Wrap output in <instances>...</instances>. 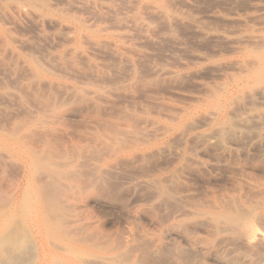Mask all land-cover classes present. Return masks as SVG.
Returning a JSON list of instances; mask_svg holds the SVG:
<instances>
[{"label": "rangeland", "instance_id": "1", "mask_svg": "<svg viewBox=\"0 0 264 264\" xmlns=\"http://www.w3.org/2000/svg\"><path fill=\"white\" fill-rule=\"evenodd\" d=\"M11 1L0 2V191L17 203L2 233L33 253L19 264H192L168 228L195 210H253L264 238V0ZM37 159L75 174L59 179V206ZM98 172L114 200L82 192Z\"/></svg>", "mask_w": 264, "mask_h": 264}, {"label": "bare ground", "instance_id": "2", "mask_svg": "<svg viewBox=\"0 0 264 264\" xmlns=\"http://www.w3.org/2000/svg\"><path fill=\"white\" fill-rule=\"evenodd\" d=\"M8 1V0H7ZM10 1V0H9ZM17 1V0H16ZM154 1V0H153ZM0 2H3V0L1 1L0 0ZM13 2H14V0H13ZM12 1L10 2V3H13ZM43 2V1H42ZM41 2V3H42ZM155 2V1H154ZM44 3H45V1H44ZM146 3L147 4H149V2H147L146 1ZM8 4V3H7ZM19 4H20V0H19ZM28 4V3H27ZM30 4V3H29ZM31 4H33V3H31ZM35 4V3H34ZM46 4H47V2H46ZM10 5V4H9ZM13 5V4H12ZM15 5H18V4H16V3H14V6ZM38 5V4H37ZM37 5H34V6H36L37 7ZM43 5V4H42ZM151 5H152V3H151ZM5 6H6V4H5ZM13 6V7H14ZM21 6H24V4H22V2H21ZM28 6H30V5H28ZM33 6V5H32ZM46 6V5H45ZM153 6V5H152ZM3 7V6H2ZM12 6H10V8H11ZM20 7V6H19ZM155 7V6H154ZM16 8V7H15ZM25 8V7H24ZM26 8H28V7H26ZM30 8V7H29ZM1 9V8H0ZM155 9H156V7H155ZM11 10V9H10ZM17 10H18V7H17ZM16 10V11H17ZM45 10V9H44ZM5 11H7V10H5ZM49 11V10H48ZM2 12V11H1ZM23 12V11H22ZM28 12H30V11H28ZM31 12L33 13V11L31 10ZM30 12V13H31ZM53 12V11H52ZM167 12V11H166ZM3 13V12H2ZM16 13V12H15ZM17 13H18V11H17ZM20 13V12H19ZM18 13V14H19ZM31 13V14H32ZM168 13V12H167ZM9 14V13H8ZM14 14V13H13ZM26 14V13H25ZM24 14V15H25ZM36 14V13H35ZM44 14V13H43ZM49 14V13H48ZM58 14V13H57ZM2 15V14H1ZM0 15V16H1ZM4 16V18H5V15H7V14H3ZM22 15V14H21ZM37 15H40V14H37ZM45 15V14H44ZM47 15V14H46ZM120 15V14H119ZM164 15V14H163ZM8 16H10V14L8 15ZM54 16V15H53ZM13 17V16H12ZM39 17V16H38ZM14 18V17H13ZM45 18V17H44ZM67 18V17H66ZM42 19V18H41ZM71 19H73V18H71ZM1 20V19H0ZM66 20V19H65ZM74 20V19H73ZM84 25V24H83ZM85 27V26H84ZM1 28V27H0ZM87 28V27H86ZM85 29V28H84ZM0 30H2V29H0ZM5 32V31H4ZM6 33V32H5ZM2 34V33H1ZM8 34V33H7ZM9 35V34H8ZM8 35H7V37H8ZM88 35H89V33H88ZM4 36V35H3ZM79 36V35H78ZM84 36V35H83ZM2 37V36H1ZM0 37V38H1ZM89 37V36H88ZM87 38V37H86ZM91 38V37H90ZM5 40L7 41V39L5 38ZM4 40V41H5ZM5 41V42H6ZM98 41V40H97ZM262 41V40H261ZM89 42V41H88ZM90 42H91V40H90ZM99 42V41H98ZM8 43H10V42H8ZM96 43V42H95ZM264 44V43H263ZM253 45V44H252ZM254 47V46H253ZM5 49H7L6 47H4ZM8 49H10V48H8ZM1 50H3V49H1ZM12 50V49H11ZM10 50V51H11ZM9 51V50H8ZM14 51V50H13ZM259 51V50H258ZM15 52V51H14ZM14 52L12 53V54H14ZM3 53H5V52H3ZM9 53V52H8ZM7 53V54H8ZM1 54V56H2V52L0 53ZM6 54V53H5ZM17 54V53H16ZM4 55V54H3ZM11 55V54H10ZM14 56H15V54H14ZM13 56V57H14ZM10 57V56H9ZM20 57V56H19ZM1 58V57H0ZM5 58H6V56H5ZM15 58V57H14ZM16 58H18V57H16ZM32 59V58H31ZM11 60H13V59H11ZM261 60V62H264V58H261L260 59ZM9 61V60H8ZM17 61V60H16ZM22 61V60H21ZM29 61H30V59H29ZM12 62V61H11ZM250 62V61H249ZM248 62V63H249ZM252 62H253V60H252ZM255 62V61H254ZM254 62L252 63V65L254 64ZM22 63H23V61H22ZM25 63V62H24ZM16 64V63H15ZM14 64V65H15ZM18 64V63H17ZM264 64V63H263ZM248 65V64H247ZM250 63H249V67L248 68H250ZM255 65V64H254ZM36 66V65H35ZM47 66V65H46ZM256 66V65H255ZM34 67V66H33ZM38 67V66H37ZM39 68V67H38ZM252 68V67H251ZM250 68V69H251ZM39 69H41V68H39ZM58 69V68H57ZM25 70L27 71V69L25 68ZM28 71H30V70H28ZM4 72V71H3ZM31 73V72H30ZM249 73V72H248ZM29 74V73H28ZM31 76L33 77V78H36V77H34L33 76V74H31ZM31 76H29V77H31ZM31 77V78H32ZM256 78L258 79V80H263V84H264V72L262 71V70H260V71H258V72H256ZM37 79V78H36ZM35 79V80H36ZM32 81V80H31ZM41 81V80H40ZM38 82V81H37ZM262 82V81H261ZM11 83V82H10ZM257 84V83H256ZM259 84V83H258ZM30 86V85H29ZM264 86V85H263ZM1 88V87H0ZM6 90V89H5ZM4 90V91H5ZM1 93V92H0ZM219 93V92H218ZM7 94V93H6ZM2 95V94H1ZM5 95V94H4ZM34 95V94H33ZM36 95V94H35ZM9 96H11V94L9 95ZM216 96V95H215ZM6 97V96H5ZM36 97V96H35ZM1 98V97H0ZM4 99V98H3ZM36 99V98H35ZM34 99V100H35ZM39 99V98H38ZM38 99L36 100V101H38ZM38 103H39V101H38ZM219 102H217L216 104H215V106H217V104H218ZM41 104V103H40ZM48 104V103H47ZM46 104V106L45 107H47L48 105ZM51 104H52V102H51ZM43 105H44V103H43ZM50 105V104H49ZM41 108V107H40ZM53 108V107H52ZM214 109V108H213ZM216 109V108H215ZM53 110V109H52ZM217 110V109H216ZM53 111H55V110H53ZM46 112V111H45ZM216 112V111H215ZM43 113V112H42ZM51 113V112H50ZM49 113V114H50ZM41 114V113H40ZM48 114V113H47ZM42 115V114H41ZM43 115H44V113H43ZM52 115H53V113H52ZM210 115H213V114H210ZM45 116V115H44ZM40 117V116H39ZM48 117V116H47ZM51 118H52V116H51ZM233 118V117H232ZM236 119V118H235ZM249 119V118H248ZM46 120V119H45ZM45 122V121H44ZM233 122V121H232ZM39 123V122H38ZM38 123H36V124H38ZM41 123V122H40ZM230 123H231V120H230ZM41 124H43V123H41ZM39 125V124H38ZM44 125V124H43ZM229 125V124H228ZM236 125V124H235ZM34 126H36V125H34ZM238 126V125H237ZM44 127V126H43ZM42 127V128H43ZM232 127H236V126H234V125H232ZM232 127H230V129L232 128ZM14 128V127H13ZM12 128V129H13ZM41 128V129H42ZM45 128V127H44ZM220 128V127H219ZM227 128V127H226ZM229 128V127H228ZM228 128L226 129V130H228ZM238 128V127H237ZM15 129V128H14ZM0 130H2V129H0ZM21 130V129H20ZM37 130H39V129H37ZM43 130V129H42ZM45 130H47V129H45ZM9 131V130H8ZM33 131V130H32ZM35 131V130H34ZM224 131V130H223ZM232 131V130H231ZM4 132V131H3ZM9 132H11V131H9ZM14 132V131H13ZM19 132V131H18ZM38 132H40V131H38ZM219 132H220V130H219ZM225 132H229V130L228 131H225ZM8 133V132H7ZM16 133H17V131H16ZM35 133V132H34ZM33 133V134H34ZM117 133V132H116ZM15 134V133H14ZM19 134V133H18ZM23 134V133H22ZM29 134V133H28ZM31 134V133H30ZM17 135V134H16ZM26 135V134H25ZM35 135V134H34ZM115 134H113V136H114ZM141 135V134H140ZM224 135H225V133H224ZM224 135H222L223 137H225ZM5 136V135H4ZM30 136V135H29ZM38 136V135H37ZM9 137V136H8ZM21 137V136H20ZM38 137H40V136H38ZM47 137V136H46ZM115 137V136H114ZM25 138V137H24ZM29 138V137H28ZM31 138V137H30ZM26 139V138H25ZM35 139V138H34ZM43 139V138H42ZM49 139V138H48ZM119 139V138H118ZM117 139V140H118ZM194 139V138H193ZM228 139V138H227ZM226 139V140H227ZM0 140H2V138L0 139ZM13 140V139H12ZM28 140V139H27ZM121 140V139H120ZM119 140V141H120ZM177 140V139H176ZM7 141V140H6ZM25 141V140H24ZM36 141V140H35ZM111 141H112V139H111ZM21 142V141H20ZM36 142H38V141H36ZM46 142V141H45ZM24 142H21V144H23ZM29 143V142H28ZM32 143H34V142H32ZM40 143V142H39ZM38 143V144H39ZM109 143H110V139H109ZM123 143V142H122ZM142 143V142H141ZM11 144V143H10ZM13 144V143H12ZM35 144H37V143H35ZM103 144H107V143H103ZM110 144H112V142L110 143ZM5 144H0V148L1 147H3ZM9 145V144H8ZM27 145V144H26ZM26 145H23V146H26ZM47 145H48V143H47ZM108 145V144H107ZM107 145H106V148H108L107 147ZM115 145V144H114ZM10 146V145H9ZM33 146H35V145H33ZM32 146V148H34ZM38 146V145H37ZM99 146V145H98ZM102 146V145H101ZM100 146V147H101ZM108 146H110V145H108ZM113 146V145H112ZM121 146V145H120ZM22 147V146H21ZM26 147H29V145L28 146H26ZM25 147V148H26ZM48 147V146H47ZM75 147V146H74ZM77 147V146H76ZM220 147V146H219ZM5 148V147H4ZM12 148V147H11ZM29 148H31V147H29ZM39 148V147H38ZM113 148H115V147H113ZM21 149V148H20ZM35 149V148H34ZM80 149V148H79ZM79 149H77V150H79ZM104 149V148H103ZM110 149V148H109ZM29 150V149H28ZM31 150V149H30ZM33 150V149H32ZM36 150V149H35ZM45 150V149H44ZM48 150V149H47ZM76 150V151H77ZM81 150V149H80ZM102 150V149H101ZM106 150V149H105ZM116 150V149H115ZM19 151V150H18ZM24 151V150H23ZM40 151V150H39ZM72 151H74V150H72ZM96 151H98V150H96L95 149V152ZM100 151V150H99ZM102 151H104V150H102ZM107 151H109V150H107ZM106 151V152H107ZM45 152V151H44ZM47 152V151H46ZM67 152V151H66ZM94 152V151H93ZM94 152V153H95ZM7 153V152H6ZM20 153H22V152H20ZM33 153V152H32ZM37 152H35V154H36ZM99 153V152H98ZM100 153H101V151H100ZM104 153V152H103ZM23 154V153H22ZM48 154V153H47ZM60 154V153H59ZM58 154V155H59ZM68 154V153H67ZM74 154V153H73ZM91 154V153H90ZM0 155H2V157H3V154H0ZM50 155H52V154H50ZM61 155H63V154H61ZM75 155V154H74ZM95 155V154H94ZM100 155V154H99ZM221 155V154H220ZM5 156V155H4ZM53 156V155H52ZM98 156V155H97ZM109 156V155H108ZM152 156V155H151ZM228 156V155H227ZM15 157V156H14ZM40 157V156H39ZM48 157V156H47ZM62 157V156H61ZM95 157V156H94ZM40 158H42V157H40ZM51 158V157H50ZM56 158V157H55ZM5 162H7L8 160L7 159H4V158H2ZM17 159H19V158H17ZM26 159V158H25ZM25 159H23V160H25ZM46 159V158H45ZM58 159V158H57ZM138 159V158H137ZM27 160V159H26ZM51 160V159H50ZM60 160V159H59ZM18 161V160H17ZM52 162V161H51ZM138 162H139V160H138ZM215 162V161H214ZM0 163H2V161H1V157H0ZM25 163V162H24ZM36 163L37 164H39L40 165V168L43 170V177L46 179V182H45V184H43L44 185V195H45V197L47 198V199H50L51 198V200L52 201H54L55 203H56V205L58 204V206H59V203H58V200H60V198H68V194H67V192H66V190L64 189H60L59 188V186H58V181H59V179L60 178H62V180L63 179H69V178H73L74 177V173H72L71 171H69V170H65V169H63V170H60V171H57V170H52V169H50V168H48L44 163V161H43V159H37V161H36ZM53 163V162H52ZM134 163V162H133ZM132 163V164H133ZM135 163H136V161H135ZM7 164H8V162H7ZM62 165H66V164H63V163H61ZM61 164H60V166H61ZM71 164V163H70ZM70 164H68L67 163V165H70ZM73 164V163H72ZM10 165V164H9ZM9 165H7V166H9ZM14 165H16V164H14ZM25 165H27L28 166V164H25ZM53 165V164H52ZM56 165V164H55ZM121 165V164H120ZM196 165V164H195ZM17 166V165H16ZM34 166V165H33ZM96 166V165H95ZM11 167V166H10ZM14 167V166H13ZM12 167V168H13ZM29 167V166H28ZM52 167V166H51ZM58 167V165L55 167V168H57ZM26 168V167H25ZM52 168H54V167H52ZM84 168V167H83ZM100 168V167H99ZM98 168V169H99ZM110 168H112V167H109V169ZM201 168V167H200ZM14 169H15V167H14ZM16 169H18V168H16ZM23 169H24V166H23ZM187 169V168H186ZM10 170V169H9ZM19 170H20V168H19ZM96 170V169H95ZM14 171V170H13ZM16 171H18V170H16ZM22 171V170H21ZM76 171V170H75ZM146 171V170H145ZM12 172V171H11ZM144 172V171H143ZM19 173V172H18ZM20 173H22V172H20ZM24 173H26V171L24 172ZM113 173V172H112ZM146 173V172H145ZM177 173V172H176ZM7 174H8V172H7ZM10 174V173H9ZM8 174V177H10V176H12V174H10L9 175ZM109 174V173H108ZM16 175V174H15ZM20 175V174H19ZM22 175V174H21ZM5 176V175H4ZM14 176V175H13ZM13 176H12V178H13ZM18 176V174L16 175V177ZM77 176V175H76ZM172 176V175H171ZM179 176V175H178ZM234 176V175H233ZM22 177V176H21ZM18 178V177H17ZM42 178V177H41ZM76 178V177H75ZM74 178V179H75ZM79 178V177H78ZM92 178V177H91ZM90 178V179H91ZM19 179H20V177H19ZM43 179V178H42ZM170 179V178H169ZM176 179V178H175ZM1 180V179H0ZM7 180V179H6ZM12 180V179H11ZM15 180V179H14ZM25 180V179H24ZM77 180H79V179H77ZM166 180V179H165ZM174 180V179H173ZM16 182L18 181L17 179L15 180ZM42 181V180H41ZM71 181V180H70ZM163 181V180H162ZM168 181V180H167ZM12 182V181H11ZM72 182V181H71ZM70 182V183H71ZM76 182V181H75ZM78 182V181H77ZM84 182V181H83ZM82 182V183H83ZM150 182V181H149ZM38 183V182H37ZM79 183V182H78ZM89 183V182H88ZM87 183V184H88ZM155 183V182H154ZM151 184V185H149L148 183H145V185H149L150 187H153L154 188V190H155V196L157 197V200H159V201H161V202H170L171 201V199H172V196H171V194H170V192L168 191L169 190V188L167 189L164 185H162V184H159V183H155V184ZM169 183V182H168ZM175 183V182H174ZM173 183V184H174ZM11 184V183H10ZM9 184V185H10ZM13 184V183H12ZM11 184V185H12ZM73 184H75V183H73ZM80 184V183H79ZM78 184V185H79ZM139 184H140V182H139ZM167 184V183H166ZM8 185V184H7ZM8 185V186H9ZM60 186L62 185V184H59ZM84 185V184H83ZM152 185H154V186H152ZM8 186H6V184H5V186L4 187H8ZM63 186V185H62ZM86 186V185H85ZM105 177H104V175L102 174V173H97V175H96V177H95V180H94V182H93V184H91V185H89L88 187H83V190H82V188H79V190H82V192L84 191V190H87V189H89V191H90V189H92L93 191L95 190L96 192H98V195L100 196V197H105V198H107V199H111V200H114V198L113 197H111V195L109 196L105 191L107 190V188H106V190H105ZM138 186V185H137ZM143 186H144V184H143ZM18 187V186H17ZM167 187H169V186H167ZM3 188V187H2ZM10 187H8V189H9ZM16 188V187H15ZM7 189V190H8ZM70 189H72V188H70ZM139 189V188H138ZM149 189V188H148ZM151 189V188H150ZM171 189V188H170ZM6 190V191H7ZM17 190V189H16ZM22 190V189H21ZM78 191V190H77ZM236 191V190H235ZM70 192H71V190H70ZM96 192H94V193H96ZM141 192V191H140ZM143 192V191H142ZM173 192V191H172ZM2 193H3V191H2ZM1 193V191H0V264H19V263H21V260H23L22 258H23V256H25L26 255V253L28 254V255H32V254H29L30 252H28V245H27V241H26V238H23V237H20V236H18V235H16L15 234V232H10V234H6V235H4L3 233H4V231H3V221H4V217H6V216H8V217H11L16 211L15 210H17L16 208V204L17 203H15V200H14V192H13V190H12V188L11 189H9V191H7V194H2ZM69 193V192H68ZM43 195V194H42ZM21 196V195H20ZM71 196V195H70ZM135 197H136V195H135ZM137 198V197H136ZM135 198V199H136ZM175 198V197H174ZM17 199V198H16ZM70 199V198H69ZM71 199H72V196H71ZM236 199V198H235ZM234 199V200H235ZM137 200V199H136ZM156 200V199H155ZM17 201H18V199H17ZM70 201V200H69ZM68 201V202H69ZM138 201V200H137ZM236 201V200H235ZM175 202V201H174ZM178 203H179V201H177ZM176 202V203H177ZM237 202V201H236ZM240 202H242V201H240ZM178 203H177V205H178ZM184 203V202H183ZM227 203H229V202H227ZM249 203H252V202H249ZM258 202H255V204H257ZM261 203V202H260ZM172 204V203H171ZM179 204H181V203H179ZM253 204V203H252ZM173 205V204H172ZM176 205V204H175ZM235 205H237L236 203H235ZM239 205V204H238ZM244 205V204H243ZM247 205V204H246ZM260 205V204H259ZM158 206V205H157ZM162 206V205H161ZM218 206H220L219 204H218ZM226 206V205H225ZM255 206V205H254ZM262 206V205H261ZM154 207V206H153ZM160 207V206H159ZM163 207V206H162ZM176 207H180L181 208V206H176ZM229 207H231V205L229 206ZM238 207V206H237ZM241 207V206H240ZM239 207V208H240ZM247 207V206H246ZM255 207H257V206H255ZM254 207V208H255ZM28 208V207H27ZM27 208H26V210H27ZM226 208V207H225ZM239 208L236 210V208L235 209H233L232 210V207L231 208H229L230 209V211L229 210H227V211H218V212H215V213H212V214H210L209 216H207L203 211H199V210H195V211H193V212H191L190 214H189V216L190 215H192V217L191 218H187V219H185V220H183V221H180V222H177V223H173L172 225H170L169 226V228H168V232L170 233V237H172V239H173V241L174 242H176L175 243V245L176 244H178V245H180V246H185L186 248H187V251L189 250V251H192L193 253H194V256H195V261H193L192 262V264H264V254H261L260 252H262L263 251V249L264 248H259V247H261V246H263L264 245V238H262V236L260 237V235H259V233H256L253 229H252V227H251V225H250V222H249V219H250V217H251V214L253 213V210L252 211H250V212H247V213H245V211L243 212V211H241L240 212V210H239ZM253 208V207H252ZM244 209V208H243ZM256 209H258V208H256ZM25 210V209H24ZM181 210V209H180ZM255 210V209H254ZM160 211V210H159ZM171 211V210H170ZM232 211V212H231ZM183 212V211H182ZM162 213V212H161ZM185 213H187V212H184V214ZM26 214V213H25ZM183 214V215H184ZM158 216V215H157ZM185 216V215H184ZM31 217V216H30ZM60 217V216H59ZM168 217V216H167ZM166 217V218H167ZM170 218V217H169ZM257 220V219H256ZM60 224V223H59ZM70 224V223H69ZM32 225V224H31ZM19 226V225H18ZM21 228H22V226H20ZM33 227V226H32ZM80 229V228H79ZM203 229H205V231L204 232H206L205 234V236L206 237H202V236H204V235H202V233H200L201 232V230H203ZM22 230V229H21ZM20 230V231H21ZM78 230V229H77ZM3 232V233H2ZM22 232H24V231H22ZM8 233V232H7ZM73 233V232H72ZM24 234H25V232H24ZM204 234V233H203ZM201 235V236H200ZM219 236H222V237H220V238H218ZM27 237V236H26ZM30 240V239H29ZM173 242V243H174ZM172 243V244H173ZM222 243H228V245H230L229 247H234L233 248V250H231V248L228 250V251H230L231 250V252H225V253H222L221 251H219V246L222 244ZM29 245L31 246V244H30V242H29ZM171 245V244H170ZM227 244H226V246H228ZM231 245H233V246H231ZM238 245H242L243 247H244V249L242 248V250L240 251V249L239 248H241V247H239ZM168 246V245H167ZM173 246V245H172ZM171 246V247H172ZM177 246V245H176ZM237 246L239 247V248H237ZM54 247V246H53ZM223 247V246H222ZM221 247V248H222ZM169 248V247H168ZM175 248V246H173V249ZM226 248V247H225ZM222 249H224V248H222ZM258 249L259 250H261L260 252L258 251ZM165 250V249H164ZM44 251V250H43ZM163 251V250H162ZM170 251H171V249H170ZM180 251V250H179ZM179 251H177L178 252V254H180V252ZM32 252V251H31ZM165 252L167 253V251L165 250ZM264 252V251H263ZM169 253V252H168ZM171 254H172V251L170 252ZM184 253V252H183ZM183 253L181 254V255H183ZM125 254V253H124ZM177 254V253H176ZM167 255V254H166ZM130 256V255H129ZM176 257H178L177 255H175ZM186 256H187V254H186ZM117 257V256H116ZM181 257V256H180ZM182 258V257H181ZM190 258V257H189ZM188 258V259H189ZM138 259V258H137ZM163 259V258H162ZM191 259V258H190ZM123 260V259H122ZM185 260H187V258L185 259ZM193 260V259H192ZM83 261V260H82ZM82 261H81V263H82ZM137 261V260H136ZM135 261V262H136ZM162 261V260H161ZM85 262V261H84ZM123 262H125L124 260H123ZM167 262V261H166ZM181 262V261H180ZM185 262V261H184ZM187 262V261H186ZM189 262V261H188ZM24 263V262H23ZM22 263V264H23ZM99 263V262H98ZM122 263V262H121ZM121 263H119V264H121ZM137 263V262H136ZM57 264V263H56ZM92 264V263H91ZM141 264V263H140ZM183 264V263H182ZM185 264V263H184ZM188 264V263H187Z\"/></svg>", "mask_w": 264, "mask_h": 264}]
</instances>
